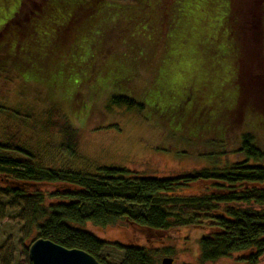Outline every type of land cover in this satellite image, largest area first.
<instances>
[{
  "label": "rangeland",
  "instance_id": "1",
  "mask_svg": "<svg viewBox=\"0 0 264 264\" xmlns=\"http://www.w3.org/2000/svg\"><path fill=\"white\" fill-rule=\"evenodd\" d=\"M129 1L0 0V31L8 22L0 32V143L18 148L1 155L30 156L35 166L54 171L119 168L165 178L239 162L243 134L264 151V0ZM68 32L74 39L61 47ZM34 35L28 52L15 54L16 41ZM113 96L133 98L142 108L112 105ZM66 126L75 149L65 142ZM27 182L0 184V264H30L35 225L62 186ZM211 184L198 182L182 193L208 191ZM84 230L109 244L157 249L158 264L163 258L251 262L249 250L201 263L198 239L208 229L146 234L122 221L105 228L87 223ZM123 255L107 245L96 259L120 264Z\"/></svg>",
  "mask_w": 264,
  "mask_h": 264
},
{
  "label": "trees",
  "instance_id": "2",
  "mask_svg": "<svg viewBox=\"0 0 264 264\" xmlns=\"http://www.w3.org/2000/svg\"><path fill=\"white\" fill-rule=\"evenodd\" d=\"M113 1L121 4L131 2ZM169 1L173 3L174 0ZM202 6L207 8L206 4ZM187 7V10H194L199 6ZM170 13L169 9L168 18ZM167 17L164 22L163 15L161 17L164 27ZM191 18L193 26L189 28L194 29L196 14ZM7 25L8 22L3 26L4 31L0 32L4 34ZM259 30L264 40V28L260 27ZM73 31L77 33L78 30ZM31 32L36 33L34 30ZM69 34L64 39L66 45L61 47L70 45L74 39V33ZM34 38L35 35L23 43L16 41L13 46L15 54L27 53V44ZM190 38L197 40L196 35ZM109 102L112 105L124 104L128 108H142L127 96H113ZM55 124L54 128L64 127ZM64 129L65 142L75 149L72 127L66 126ZM17 149L12 144L0 143V184L20 185L38 179L62 185L54 194L57 202L46 207V216L41 215L43 221L35 225L37 238L47 239L67 249L82 250L100 264L96 254L107 245L123 251L120 264H158L157 257L161 251L157 249L109 244L84 230L87 223L105 228L127 221L146 234L181 228L210 230L209 234L198 239L201 263L214 262L249 250L252 251L250 264H256L259 257H264V151L255 144L250 134H243L239 142L236 153L243 157L239 162L222 168H203L182 177H143L119 168H98L91 175L69 170L54 171L35 166L30 156L27 159H14L1 155L4 150ZM206 181L212 183L210 190L194 195L182 193L190 185Z\"/></svg>",
  "mask_w": 264,
  "mask_h": 264
},
{
  "label": "water",
  "instance_id": "3",
  "mask_svg": "<svg viewBox=\"0 0 264 264\" xmlns=\"http://www.w3.org/2000/svg\"><path fill=\"white\" fill-rule=\"evenodd\" d=\"M28 259L30 264H100L82 250L67 249L43 238L30 244ZM161 264H172V259L163 258Z\"/></svg>",
  "mask_w": 264,
  "mask_h": 264
}]
</instances>
